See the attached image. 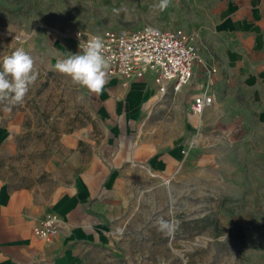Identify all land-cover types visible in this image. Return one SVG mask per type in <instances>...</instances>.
Masks as SVG:
<instances>
[{
    "label": "crops",
    "instance_id": "crops-1",
    "mask_svg": "<svg viewBox=\"0 0 264 264\" xmlns=\"http://www.w3.org/2000/svg\"><path fill=\"white\" fill-rule=\"evenodd\" d=\"M10 1L0 0V8L15 11ZM186 1L181 25L200 60L191 79L178 90L168 84L164 93L150 71L126 83L107 74L99 95L82 87L91 116L63 135L41 182L4 177L22 123L18 111L0 103V264H78L89 247L110 241L129 194L152 176L203 194L228 193L245 180L247 163L264 160V0ZM3 32L33 45L27 24ZM46 34L54 46L50 61L79 52L61 32ZM198 96L211 102L195 114L188 106ZM47 212L60 224L45 241L32 228Z\"/></svg>",
    "mask_w": 264,
    "mask_h": 264
},
{
    "label": "rangeland",
    "instance_id": "rangeland-1",
    "mask_svg": "<svg viewBox=\"0 0 264 264\" xmlns=\"http://www.w3.org/2000/svg\"><path fill=\"white\" fill-rule=\"evenodd\" d=\"M159 2L11 0L15 11L0 8V64L22 48L39 73L24 103L10 105L19 112L22 130L17 153L3 162L4 177L22 185L44 180L63 135L91 116L82 87L49 60L54 46L46 33L61 32L75 52L82 38L106 28H184L179 11L187 1L170 0L164 11L154 7ZM26 24L33 28V45H22L24 35L3 32ZM246 167L245 180L228 193L210 189L203 194L200 187L152 176L129 194L113 219L110 241L89 247L78 264H264V160L257 157ZM161 217L174 223L170 235L157 230Z\"/></svg>",
    "mask_w": 264,
    "mask_h": 264
},
{
    "label": "built area",
    "instance_id": "built-area-1",
    "mask_svg": "<svg viewBox=\"0 0 264 264\" xmlns=\"http://www.w3.org/2000/svg\"><path fill=\"white\" fill-rule=\"evenodd\" d=\"M90 36H99L105 43L104 55L109 59L107 74H119L126 83L150 71L161 93L168 84H172L174 90L180 89L191 79L193 66L200 61L193 37L180 27L145 24L135 28H106L81 40L86 42ZM210 102V96H198L188 107L191 112L200 114ZM59 224V217L47 212L33 225L32 231L48 241L59 232Z\"/></svg>",
    "mask_w": 264,
    "mask_h": 264
},
{
    "label": "clouds",
    "instance_id": "clouds-1",
    "mask_svg": "<svg viewBox=\"0 0 264 264\" xmlns=\"http://www.w3.org/2000/svg\"><path fill=\"white\" fill-rule=\"evenodd\" d=\"M170 0H160L157 7L164 11ZM80 37L81 33H77ZM80 52L58 59L55 70L71 78V80L87 88L91 93L101 94L107 83L109 59L104 55L105 43L99 36H90L86 42L80 41ZM0 103L21 105L25 101L30 87L38 78V70L31 55L18 48L11 55L5 56L0 64ZM10 111V107H6ZM157 230L170 235L175 228L172 221L158 218ZM227 238V236H226Z\"/></svg>",
    "mask_w": 264,
    "mask_h": 264
},
{
    "label": "bare ground",
    "instance_id": "bare-ground-1",
    "mask_svg": "<svg viewBox=\"0 0 264 264\" xmlns=\"http://www.w3.org/2000/svg\"><path fill=\"white\" fill-rule=\"evenodd\" d=\"M151 173V172H150ZM153 175V173H151Z\"/></svg>",
    "mask_w": 264,
    "mask_h": 264
}]
</instances>
